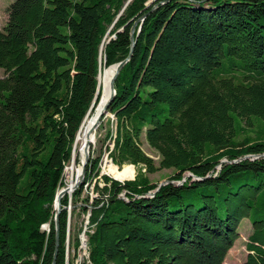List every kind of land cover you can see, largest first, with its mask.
I'll list each match as a JSON object with an SVG mask.
<instances>
[{
  "label": "trees",
  "instance_id": "trees-1",
  "mask_svg": "<svg viewBox=\"0 0 264 264\" xmlns=\"http://www.w3.org/2000/svg\"><path fill=\"white\" fill-rule=\"evenodd\" d=\"M126 1L12 0L6 8L0 264H65L67 206L99 177L100 157L88 159L72 198L60 199L58 232L57 191L86 114L105 108L115 68L110 83L101 74L127 58L106 109L115 119L108 168L136 174L101 175L98 197L80 205L90 263L225 264L248 219L239 264H264V0H131L123 10ZM86 148L78 142L81 160ZM162 169L172 174L159 186L149 175Z\"/></svg>",
  "mask_w": 264,
  "mask_h": 264
},
{
  "label": "rangeland",
  "instance_id": "rangeland-1",
  "mask_svg": "<svg viewBox=\"0 0 264 264\" xmlns=\"http://www.w3.org/2000/svg\"><path fill=\"white\" fill-rule=\"evenodd\" d=\"M12 0H0V29L3 27L7 20V15H6V8L9 6ZM131 0H127L124 8L128 5V3ZM122 10V11H123ZM121 11V12H122ZM120 12V14H121ZM117 20V18H116ZM113 21V23L116 22ZM113 27V24L109 27L107 30L104 41L108 42L111 38L114 37V35L111 32V29ZM102 50V48H101ZM105 56H101V65L103 63L105 64ZM118 64V63H117ZM116 65V64H114ZM109 67H114L113 65L108 66ZM106 67L101 68V72H104ZM104 70V71H103ZM2 75L0 71V76ZM104 75L105 73L101 74V81H104ZM100 85V82L98 83ZM100 90L102 92L101 86ZM100 100V98H99ZM99 102V101H98ZM95 107L91 108L88 113L86 114L85 118L92 114L89 118H87L85 125L82 128V131L80 132V129L77 132L75 142H74V147L72 151V156L69 164L64 168V172L62 175V185L58 189L57 193L60 190H65L67 186L72 187L75 186V181L76 177L78 176V168L81 167L82 169V164L84 160H81L80 157H78V142L84 144L87 140V126L92 121L93 119L96 118L95 115ZM104 117V118H103ZM84 118V119H85ZM103 118V120H102ZM101 120L99 121V124L97 126V129L93 131V137L91 138V144L89 145L88 149V159L89 158H96L100 157L99 161V168H100V174L99 177L93 179L83 190L81 196H80V202H78L77 207H73L71 203L67 206V213H68V220H67V236H66V243H65V264H90V259H89V253H88V248L86 249V233L89 231L88 230V214H85L82 210L80 205L84 200H88L87 203L84 202L85 205H91L93 199L95 197H98V192H96L94 186L98 185L100 188L103 186L100 176L101 175H106L111 177L112 179L116 180H130L134 179L136 170L133 167L130 166H123L122 171H112L108 168L109 165H112V161L109 159L107 155V147L110 146L111 142L110 139L107 137V134L110 133L113 135L114 129H115V119L112 115L109 113H106L102 116ZM84 121V120H83ZM93 128V127H92ZM80 132V134H78ZM77 140V145L76 144ZM141 148L142 150L149 156L151 157L155 164L158 165L159 163V157L158 155L149 148L147 143L145 142L144 138H141ZM84 159V158H83ZM222 162H225V160H222ZM172 174V170H159L154 174L149 175V179L153 183H158V184H164L167 182L169 176ZM112 175L116 178H113ZM189 175L186 174L185 177H188ZM116 180V181H118ZM97 181V182H96ZM120 182V181H119ZM81 185L78 184L77 187ZM77 187L74 189V191L77 189ZM67 190V189H66ZM73 192L67 191L65 194L68 196L69 199H71ZM64 195V196H65ZM42 231L48 232L49 231V226L45 225L41 228ZM238 233L239 237L235 241L233 247L231 250L228 252V254L225 257V264H239L242 260H244L245 255H246V249H245V243L247 242V236L250 234V223L248 219H243L240 222V225L238 227ZM85 246V249L82 247Z\"/></svg>",
  "mask_w": 264,
  "mask_h": 264
},
{
  "label": "water",
  "instance_id": "water-1",
  "mask_svg": "<svg viewBox=\"0 0 264 264\" xmlns=\"http://www.w3.org/2000/svg\"><path fill=\"white\" fill-rule=\"evenodd\" d=\"M133 30L131 31V35H130V40L132 42V46H133V43H134V38H133ZM128 58L125 59L124 61H121L119 62L118 64L116 65H113L115 67V74L112 78V81H111V84H110V94L108 96V99L106 101V104H105V111L101 112L97 118V122H99L102 118V116L104 114H106V109L108 107V105L110 104V102L112 101L114 95H115V90H114V81L116 80V77L118 75V73L120 72L121 68L124 66V64L127 62ZM98 89H99V85H98ZM88 149L89 147L87 146L86 150H85V156H84V161H83V164H82V169H81V173L79 176L76 177V181H75V187L74 189L77 187L78 184H82L83 183V179H84V176H85V165L86 163L88 162ZM130 180H133V179H130ZM162 184H160L159 186H161ZM66 190H60L57 195H56V198H55V201H54V211H55V217H54V220H55V224H56V231L58 232V215L61 211V206H60V199L66 194ZM57 242H58V238H57ZM56 253L57 251H55V255H54V258L56 257ZM54 264V263H53Z\"/></svg>",
  "mask_w": 264,
  "mask_h": 264
},
{
  "label": "bare ground",
  "instance_id": "bare-ground-1",
  "mask_svg": "<svg viewBox=\"0 0 264 264\" xmlns=\"http://www.w3.org/2000/svg\"><path fill=\"white\" fill-rule=\"evenodd\" d=\"M115 67H109V69L105 72V75H104V80H106L108 83H110L109 82V73H110V71L112 70V69H114ZM100 76V75H99ZM103 111H105V108H103L97 115H96V118L93 120V122H92V124H91V126H90V128H89V131H88V134H87V140H86V145L89 147V145L91 144V129H92V127H93V125L96 123V121H97V118H98V116H99V114L101 113V112H103ZM98 124H99V122H97L96 123V127L93 129L94 131L97 129V126H98ZM80 173H81V168L78 170V172H77V174H78V176L80 175ZM74 187L75 186H72V187H70V189L69 190H66V192L67 191H69V192H73L74 191ZM86 238V241H85V243H86V249H87V237H85ZM91 264V263H90Z\"/></svg>",
  "mask_w": 264,
  "mask_h": 264
},
{
  "label": "built area",
  "instance_id": "built-area-1",
  "mask_svg": "<svg viewBox=\"0 0 264 264\" xmlns=\"http://www.w3.org/2000/svg\"><path fill=\"white\" fill-rule=\"evenodd\" d=\"M82 248L85 249V246H83Z\"/></svg>",
  "mask_w": 264,
  "mask_h": 264
}]
</instances>
